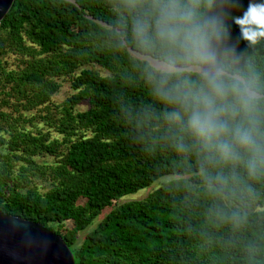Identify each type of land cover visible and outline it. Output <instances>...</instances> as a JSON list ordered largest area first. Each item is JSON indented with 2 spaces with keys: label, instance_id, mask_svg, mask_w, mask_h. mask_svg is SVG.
Returning a JSON list of instances; mask_svg holds the SVG:
<instances>
[{
  "label": "trees",
  "instance_id": "16d2710c",
  "mask_svg": "<svg viewBox=\"0 0 264 264\" xmlns=\"http://www.w3.org/2000/svg\"><path fill=\"white\" fill-rule=\"evenodd\" d=\"M155 2L13 0L0 21V211L61 236L74 264H264V175L207 162L149 79L164 61L133 29ZM190 2L206 20L220 12L221 0ZM228 23L218 59L264 90V40ZM59 80L73 91L61 102Z\"/></svg>",
  "mask_w": 264,
  "mask_h": 264
},
{
  "label": "clouds",
  "instance_id": "9594fccd",
  "mask_svg": "<svg viewBox=\"0 0 264 264\" xmlns=\"http://www.w3.org/2000/svg\"><path fill=\"white\" fill-rule=\"evenodd\" d=\"M239 3L221 0L219 14L206 20L190 0H156L150 20L138 19L133 30L141 46L158 48L162 55L164 63L149 79L156 94L173 106L167 119L199 146L207 162L242 163L255 177L264 175V90L254 78L234 73L213 48L230 40L229 19L239 41L255 45L264 40V0H248L235 15ZM177 61L201 71L195 77L176 75L171 68ZM214 179L227 182L220 174Z\"/></svg>",
  "mask_w": 264,
  "mask_h": 264
},
{
  "label": "water",
  "instance_id": "95a60500",
  "mask_svg": "<svg viewBox=\"0 0 264 264\" xmlns=\"http://www.w3.org/2000/svg\"><path fill=\"white\" fill-rule=\"evenodd\" d=\"M12 3L0 0V21ZM0 264H74V258L61 236L39 223L0 211Z\"/></svg>",
  "mask_w": 264,
  "mask_h": 264
},
{
  "label": "rangeland",
  "instance_id": "374dc122",
  "mask_svg": "<svg viewBox=\"0 0 264 264\" xmlns=\"http://www.w3.org/2000/svg\"><path fill=\"white\" fill-rule=\"evenodd\" d=\"M102 74L105 75L107 73L105 71H103ZM59 83H60L61 87H60L59 91L54 95V100L57 101V102L63 101L66 97H68L69 95H71L73 93V91L70 88V84H69L68 81L59 80ZM75 109L77 111H84V110L87 109V103L86 102H83V103L77 105ZM53 136H56V135H53ZM168 179L169 178H165L164 181L165 180H168ZM36 184L42 185L43 183L37 181ZM154 188H156V184H154L152 187H150L148 189L141 190V191L137 192L136 194H133V195H129L127 197H124L119 202H125V201H130V200H140V199H143L150 192H152ZM106 213H107V211H105L102 214V216L98 217L97 220L94 222V225L92 227H90V229L94 228V226L96 225V223L99 220H101ZM69 225H70L69 223H66V226H69ZM86 232H83V233H81L79 235L78 242H81V240L84 238Z\"/></svg>",
  "mask_w": 264,
  "mask_h": 264
}]
</instances>
